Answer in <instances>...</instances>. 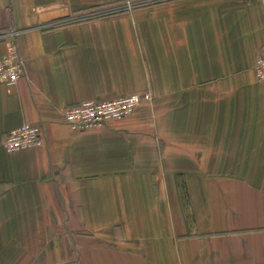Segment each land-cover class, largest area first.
Listing matches in <instances>:
<instances>
[{
    "label": "crops",
    "instance_id": "1",
    "mask_svg": "<svg viewBox=\"0 0 264 264\" xmlns=\"http://www.w3.org/2000/svg\"><path fill=\"white\" fill-rule=\"evenodd\" d=\"M12 42L0 264H264V0H0ZM146 93L106 128L64 121ZM23 124L45 146L7 153Z\"/></svg>",
    "mask_w": 264,
    "mask_h": 264
},
{
    "label": "built area",
    "instance_id": "2",
    "mask_svg": "<svg viewBox=\"0 0 264 264\" xmlns=\"http://www.w3.org/2000/svg\"><path fill=\"white\" fill-rule=\"evenodd\" d=\"M16 37V33H11ZM24 60L15 42L7 47L0 58V86L13 87L24 73ZM259 82L264 83V47L258 55L255 67ZM151 94L130 95L113 100H89L71 105L63 110L65 123L72 131H89L108 127L111 123L130 117L143 102H150ZM45 146L41 127L23 124L10 132L3 148L9 154L41 149Z\"/></svg>",
    "mask_w": 264,
    "mask_h": 264
},
{
    "label": "trees",
    "instance_id": "3",
    "mask_svg": "<svg viewBox=\"0 0 264 264\" xmlns=\"http://www.w3.org/2000/svg\"><path fill=\"white\" fill-rule=\"evenodd\" d=\"M119 11H121V10H119ZM123 11V10H122Z\"/></svg>",
    "mask_w": 264,
    "mask_h": 264
}]
</instances>
